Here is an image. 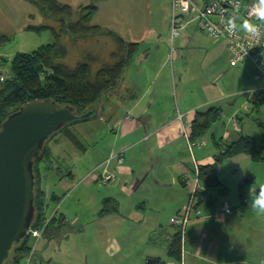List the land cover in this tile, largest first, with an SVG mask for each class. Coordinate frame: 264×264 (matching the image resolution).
<instances>
[{"label": "rangeland", "instance_id": "rangeland-1", "mask_svg": "<svg viewBox=\"0 0 264 264\" xmlns=\"http://www.w3.org/2000/svg\"><path fill=\"white\" fill-rule=\"evenodd\" d=\"M59 1L72 8L71 22H73L78 20L80 8L89 5L90 0ZM257 1H260V6L264 10L261 0ZM170 4L171 0H106L97 4L98 12L93 16L91 24L99 26L104 31L115 32L118 36L123 35L125 40L141 42L142 50L147 47L146 40L142 42L136 36V32L138 33L141 27L144 28L142 32L147 30L149 25L147 21L153 20V23L158 22V27L162 29V33H165L161 45L165 41L169 54ZM57 26L58 23L43 17L25 0H0V33L10 38V41L0 48V54L10 59L16 53H30L43 45L53 43L54 37L49 29L36 30V28ZM181 33L182 31L179 32L180 35ZM179 37H176L172 43L174 53L178 51ZM60 44L66 51L62 63L70 68L78 62L87 60L88 57L96 56L98 61L91 65L92 73H95L101 64L108 62L109 54L115 48V43L108 36L80 39L77 43H73L65 36L61 38ZM162 48L160 46V50ZM160 50L154 52L159 53ZM168 54L166 66L159 77L161 83L164 82L165 76L168 79L172 77L174 60H170ZM195 66H197L195 63L190 64L189 69H185L182 80L190 78L195 79V83H205L202 72H199ZM125 71L126 69L116 88L103 95L94 105L96 116L69 125L68 130L80 141L84 151L68 141L62 132L45 142L44 147L49 150L50 160L45 158L39 163L42 187L47 194L53 192L60 198L59 203H50L51 212L56 211V217L64 214L69 222L62 227L52 223L50 230L55 228L54 237L49 238L46 233L42 237L43 241L36 244L33 251L31 245V251L23 264H140V256L143 253L154 255L155 258L158 257L157 253L163 254L164 231L171 234L177 230L175 226L170 225L167 214L172 211L173 201L187 197L190 187L185 191L184 187L179 186V192L176 193L174 188L164 184L157 190L158 196H154L152 200L156 201L157 197H160L157 201L165 204L164 215H156L154 212L135 215L130 210L133 207L131 204L139 202L120 198L118 208L117 205L115 206L119 209L118 214L112 216L114 222L109 214L113 205L100 204V196L95 193V188L101 191L102 188L98 187L102 185L96 186L92 172L105 160L104 149L111 148L113 139L111 127L126 111L128 98L126 95L129 94L127 79L131 78L138 86L144 79L149 80V73L141 71L140 67L130 64L127 73ZM170 90L172 92V84ZM168 98L163 99V104L165 103L166 106ZM226 102L216 104L223 108L224 119L218 120L211 126L209 135H213L214 138L210 141L206 152L211 150L213 155H217L221 150L226 143L221 139L222 135L232 132L229 119L234 113L233 118L238 122L242 135L254 138L257 150L264 157V90L256 94L254 101L252 98L247 100L245 97L239 98L234 108H226ZM214 142L219 143L220 146ZM196 150L193 149L194 155ZM219 166L221 169L218 178L226 193L220 194L218 198H225L236 211L246 206L241 202L239 189V186L246 181V177L250 176L254 179L250 184L243 186V189L248 186V189L252 187L255 190L264 189V161L256 162L249 154L242 153L222 159ZM190 168L192 169V166ZM168 171L173 173L171 167L165 169V173ZM211 193L219 194L215 189H212ZM252 198L248 201L250 205ZM102 207L107 209L108 215L99 214ZM253 209L251 215L243 213L236 215L238 220L244 219L237 224L236 237L244 244L247 264H264V212ZM159 219L164 231L162 229L156 231V226L153 227V223ZM149 252L151 254H148Z\"/></svg>", "mask_w": 264, "mask_h": 264}, {"label": "crops", "instance_id": "crops-1", "mask_svg": "<svg viewBox=\"0 0 264 264\" xmlns=\"http://www.w3.org/2000/svg\"><path fill=\"white\" fill-rule=\"evenodd\" d=\"M57 1L61 3L59 0ZM147 22H149L147 30L142 32L144 28L141 27L140 31L136 32V36L142 42L146 40L147 47L142 50L140 49L141 42L125 40L123 35H119L128 44H137L135 56L125 67L126 71L129 70L130 64L140 67L141 71L149 73V80L144 79L143 83L140 84L142 86H138L131 78L127 79L126 85L129 87V94L126 95L128 97L125 106L126 111L112 125L111 148L104 149L106 158L97 166L99 167L109 160L106 170L114 176V179L106 184L94 181L96 186L102 185L98 187L102 190L95 188V193L100 196V204L113 205L109 214H111V219L114 222L112 216L118 214L119 209L117 208L120 198L124 200L134 199V202H139L138 204L134 202L131 204L133 207L130 210L135 215L141 213L147 215L153 212L156 215H164L165 204L157 201L160 197H157L156 201L152 200L154 196H158L157 190L161 189L164 184L174 188L176 193L179 192V186L184 187L185 191L190 187L185 199L178 198L171 203L172 211L167 214L171 225L172 218L181 214L190 197L195 181L194 162L198 169L200 166L210 165L214 162L212 151L206 152V148L214 136L208 133L196 141L197 146L195 148L197 150L195 155L193 151L194 156L192 158L183 134L185 127L191 124L195 112L210 108L220 109L219 120H223V114H225L223 108L216 104L227 101L226 108L230 109L234 108L235 102L239 98L245 97L246 100L252 98L254 101L256 94L264 90V80L257 81L252 78L253 70L248 62L231 65L225 44L221 41L212 40L199 29L196 22H192L186 26L187 28L181 30V35L179 34L178 51L173 55V59H170L174 60L171 79L165 76L164 82L161 83L159 77H161L166 66L168 54L165 41L161 45L162 36L165 33H162V29L158 27V22L153 23V20ZM53 28L58 29L59 24ZM114 34L117 35L115 32ZM78 41L72 42L77 43ZM112 41L115 43L113 39ZM160 46L163 47L162 50H160ZM116 48L115 43V48L110 54ZM155 50H160V52H154ZM0 57L5 56L0 54ZM62 61L63 59L61 63ZM194 63L197 65L195 68L202 72L206 80L205 83H195V79L190 78L182 80L183 72H186L185 69H189L190 64ZM170 83L172 84V92ZM252 94L253 96H251ZM165 97H169L167 106L164 105L165 103L163 104ZM179 114L182 115L181 120H177ZM233 114H231L230 119L228 118L231 122L232 132L224 133L221 137L226 143L243 136L238 122L237 127L233 126ZM223 126L225 128L224 121ZM189 132L190 127L188 134ZM80 149L84 151L83 146ZM211 155L213 156L211 157ZM107 156L110 159H107ZM120 158L122 159L121 162L119 161ZM170 167L173 169V173L171 174L169 171L165 173V169ZM220 169L221 167L218 165L217 172ZM253 179L250 176L246 177L248 184ZM200 185L205 193L202 200H197L195 208L202 215L210 214L223 201H227L223 197L218 198L220 194L226 193L223 189H215L219 194L214 195L211 193L212 190L207 189L201 181ZM248 187L243 189L242 185L239 186L240 197L248 191ZM231 207L232 210L224 214L219 220H208L192 215L183 236L180 237L179 260L169 257L167 248L171 237L177 230L171 234L167 233L164 231L160 219L157 220L153 223V227L156 226V231L162 229L165 233L164 245L162 246L164 248L163 254L157 253L158 257L155 258L154 255L143 253L140 256V264H146L148 259H158L161 264H247L244 244L239 242L236 237L237 224L239 221L243 222L244 219L238 220L236 215L242 213L251 215L254 209L250 202H247L246 206L240 208L239 211H236L233 205ZM104 208L102 207L99 212L102 216L108 215ZM59 217L61 222L57 224V227H62L69 222L64 214H60ZM54 230L55 228L49 229L45 234L52 238L54 237ZM42 241L43 238L37 245Z\"/></svg>", "mask_w": 264, "mask_h": 264}, {"label": "trees", "instance_id": "trees-1", "mask_svg": "<svg viewBox=\"0 0 264 264\" xmlns=\"http://www.w3.org/2000/svg\"><path fill=\"white\" fill-rule=\"evenodd\" d=\"M25 1L35 7L43 17L58 23L59 28H36V30L49 29L54 37L53 43L43 45L30 53H16L10 59L2 57V65L8 70V78L0 83V128L10 114L34 100L51 99L60 106L74 108L77 115L94 109V105L103 95L116 88L125 67L131 62L137 50V44H128L113 32L104 31L91 24L93 16L97 12V4L106 0H90L89 5L80 8L78 20L73 22H71L72 8L69 5L59 3L57 0ZM65 36L72 41L94 36H108L115 41L117 48L109 55L110 61L102 64L95 73L91 71V65L97 61L95 57H88L87 60L78 62L73 68H70L61 63V60L65 58L66 51L60 44V40ZM9 41L8 36L0 34V48ZM220 114L221 111L217 108L195 112L190 124V140L196 142L207 135L211 126L219 120ZM69 125L64 126L48 140L62 132L75 147H82L80 141L68 130ZM214 143L220 146L219 143ZM242 153L249 154L256 162L264 161L261 152L257 150L254 138L243 135L235 141L225 143L217 155L213 156L212 164L199 167L200 181L209 190L221 188L226 191L218 178V165L222 159ZM45 158L50 160V153L43 146L42 152L33 166L35 176L34 218L31 228L35 229L41 228L45 220L53 213L49 208L50 203L56 204L60 201L56 194L53 192L47 194L42 187L39 163L43 162ZM243 186L246 185L242 184ZM261 191L264 189H257L256 195ZM204 193L205 190L198 192L197 200H202ZM105 212L108 213L107 209ZM59 222H61V218L56 217L55 211L45 233L48 232L52 223L58 224ZM180 237V233L177 231L167 246L168 255L174 260L180 258ZM31 245L32 241L27 235L14 246L8 264H23L31 251ZM146 264L161 263L158 259H148Z\"/></svg>", "mask_w": 264, "mask_h": 264}, {"label": "built area", "instance_id": "built-area-1", "mask_svg": "<svg viewBox=\"0 0 264 264\" xmlns=\"http://www.w3.org/2000/svg\"><path fill=\"white\" fill-rule=\"evenodd\" d=\"M259 2L257 0H171L169 58L173 59L175 54L172 43L179 36V32L190 23L196 22L199 29L209 38L225 44L231 65L248 62L253 70V79H264V17L260 15V11L263 9ZM1 59L2 57H0V83L8 78V70L2 65ZM181 119L182 115L179 114L177 120ZM232 120L234 121L233 126L237 127L235 119L232 118ZM189 127L190 125L185 127L183 134L188 151L193 158V149L197 143L190 140ZM119 161L121 162L122 159L120 158ZM108 162L109 160L93 170V179L97 183L106 184L114 179V176L106 170ZM194 170L195 181L188 202L181 214L176 215L171 220V224L176 227L181 237L191 221L192 215L208 220H219L224 214L232 210L227 201H223L208 215H202L195 208L197 194L203 189L200 185L198 167L195 162ZM255 195L256 190L249 188L241 198L242 204H246L249 198ZM53 213L45 220L41 228L30 227L28 236L32 241V251L37 242L44 236Z\"/></svg>", "mask_w": 264, "mask_h": 264}, {"label": "water", "instance_id": "water-1", "mask_svg": "<svg viewBox=\"0 0 264 264\" xmlns=\"http://www.w3.org/2000/svg\"><path fill=\"white\" fill-rule=\"evenodd\" d=\"M96 116L94 109L76 114L51 99L28 102L0 128V264H8L14 246L30 230L34 218L33 166L45 142L64 126ZM248 184V181H244Z\"/></svg>", "mask_w": 264, "mask_h": 264}, {"label": "clouds", "instance_id": "clouds-1", "mask_svg": "<svg viewBox=\"0 0 264 264\" xmlns=\"http://www.w3.org/2000/svg\"><path fill=\"white\" fill-rule=\"evenodd\" d=\"M261 4L264 5V0H261ZM260 15L264 17V10L260 11ZM245 27H248L245 25ZM251 206L260 212H264V191H261L257 196L252 198Z\"/></svg>", "mask_w": 264, "mask_h": 264}]
</instances>
